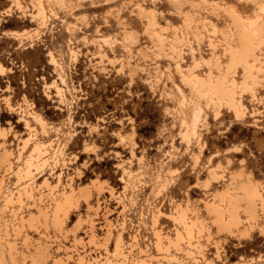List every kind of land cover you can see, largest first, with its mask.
I'll return each mask as SVG.
<instances>
[{
  "label": "rangeland",
  "instance_id": "obj_1",
  "mask_svg": "<svg viewBox=\"0 0 264 264\" xmlns=\"http://www.w3.org/2000/svg\"><path fill=\"white\" fill-rule=\"evenodd\" d=\"M20 1L21 8L0 0V157L6 153L13 161L8 171L0 158L4 264H21L25 257L24 264H264L260 207L241 209V223L232 232L217 227L216 208H209L217 199L245 206L236 202L241 188L247 194L253 186L264 198V70L255 82L242 81L248 69L239 65L228 75L235 78L228 84L235 98L246 107L239 111L225 102L220 108L207 103L203 90L226 72L227 33L236 34L232 25L260 17L264 27V0H41L42 17L39 0ZM260 45L264 60V41ZM56 84L63 88V102ZM193 124L198 135L191 132ZM34 140H54L63 156L52 162L50 149L38 163L47 162L34 166L39 188L32 199L25 196L22 208L16 203L6 209L4 194L25 185L15 171ZM46 177L57 185L56 193L43 186ZM61 191L75 196L68 218L60 213L56 224L52 197ZM178 212L189 217L194 239L174 219ZM119 233L125 255L115 257Z\"/></svg>",
  "mask_w": 264,
  "mask_h": 264
},
{
  "label": "bare ground",
  "instance_id": "obj_2",
  "mask_svg": "<svg viewBox=\"0 0 264 264\" xmlns=\"http://www.w3.org/2000/svg\"><path fill=\"white\" fill-rule=\"evenodd\" d=\"M55 1V0H54ZM58 1V0H57ZM60 1V0H59ZM64 1V0H63ZM13 2H15V5H17L19 8H21L22 7V4H21V1L20 0H13ZM262 2H264V1H262ZM61 3V2H60ZM255 3V2H254ZM12 4H14V3H12ZM50 4V3H49ZM256 4V3H255ZM229 5H231V4H229ZM261 5V4H260ZM16 6V7H17ZM24 6V5H23ZM10 7V6H9ZM139 7V6H138ZM259 7V6H258ZM258 7H256L257 9H258ZM25 8V7H24ZM34 8V7H33ZM141 8V7H140ZM225 8V7H224ZM8 9V8H7ZM143 9H145L144 7H143ZM11 10V9H10ZM140 10V9H139ZM227 10V9H226ZM260 10L261 11H264V5L262 6V7H260ZM6 11V10H5ZM21 11H23V10H21ZM141 11V10H140ZM143 11V10H142ZM256 11V10H255ZM254 11V12H255ZM258 11H259V9H258ZM2 12V11H1ZM33 12V11H32ZM38 16L39 17H42L43 15H44V13H43V5H42V2H41V0H39V9H38ZM5 13H7V12H5ZM35 13V12H34ZM144 13V12H143ZM257 13H259V12H257ZM256 13V14H257ZM29 14V13H28ZM190 14V13H189ZM230 14H232V13H230ZM234 14V13H233ZM255 14V15H256ZM10 15V14H9ZM29 15H31V14H29ZM35 15V14H34ZM36 15V16H37ZM147 15V14H146ZM154 15V14H153ZM193 15V14H192ZM260 15V14H259ZM31 16H33V15H31ZM156 16V15H155ZM190 17H191V15H189ZM238 16V15H237ZM37 18V17H36ZM155 18V17H154ZM184 18V17H183ZM188 18V17H187ZM240 18V17H239ZM33 19V18H32ZM191 19V18H190ZM189 19V20H190ZM260 17H258L256 20H254V21H251V22H247L246 23V21L245 22H243V21H240L239 20V22H237V23H235V25L233 26L232 25V27H233V31H234V33H236L235 35H236V39H235V35L233 36V37H230V34H228L227 33V38H226V45H225V49H224V54L225 55H228L227 57H228V59H229V61L227 62L228 64L226 65V67H225V70L224 71H226L225 72V74L224 75H222L220 78H216L215 80H209L208 81V83H207V85H206V88L204 89L203 88V90H205V97H206V100H207V103H210V104H212V105H217L218 103L220 104L221 102H225V104L226 105H229V106H232V107H234L235 109H237L238 111H239V108L241 109V107H243L242 109H244V108H246V107H244V105H243V102H242V100L241 99H236L235 98V94H234V91L229 87V83L230 84H234V81H235V78L232 76V79L228 76V75H230V74H232V72H233V69H235L238 65L239 66H241L244 70H247L248 69V71H247V73H245V75H244V80H242V81H247V80H249L250 79V81L252 80V81H254L255 82V79H256V77L259 75L258 73H260V71H262V70H264V68L262 69V67H261V64H263L264 62V60H262L261 59V55L258 53V51L259 50H262L261 48H260V44L261 43H263V41H264V27H263V25H262V22H260ZM44 20H45V18H44ZM155 20H157V19H155ZM205 21V20H204ZM207 21V20H206ZM155 22V21H154ZM186 22V21H185ZM189 22V21H188ZM192 22H193V20H192ZM191 21H190V23H192ZM208 22V21H207ZM210 22V21H209ZM206 23V22H205ZM153 26V25H152ZM43 27H44V25H43ZM148 27V26H147ZM151 27V26H150ZM149 27V28H150ZM148 28V29H149ZM36 29V28H35ZM39 29V28H38ZM37 29V30H38ZM178 30V29H177ZM17 31H19V30H17ZM29 31V30H28ZM39 31V30H38ZM166 31V30H165ZM25 32V31H24ZM33 32V31H32ZM149 32V31H148ZM163 32H164V30H163ZM12 33V32H11ZM160 33V32H159ZM9 34V33H8ZM13 34V33H12ZM14 34H15V32H14ZM17 34V33H16ZM22 34V33H21ZM23 34H25V33H23ZM38 34V33H37ZM28 35V34H27ZM31 35V34H30ZM32 36V35H31ZM164 36V35H163ZM154 37V36H153ZM167 37V36H166ZM171 38V37H170ZM32 39V38H31ZM165 39V38H164ZM106 40V39H105ZM166 40V39H165ZM164 40V41H165ZM31 41V40H30ZM171 42V41H170ZM182 42V41H181ZM174 43V42H173ZM175 44V43H174ZM157 46V45H156ZM213 46V45H212ZM193 48V47H192ZM168 49V48H167ZM172 49V48H171ZM171 49H170V51H171ZM173 49H174V47H173ZM176 49V48H175ZM174 49V50H175ZM215 49V48H214ZM259 49V50H258ZM179 50V49H178ZM177 50V51H178ZM181 51V50H180ZM75 52H77V51H75ZM74 52V53H75ZM214 52V51H213ZM216 52V51H215ZM173 53H175V51L173 52ZM178 53V52H177ZM77 54V53H76ZM181 54V53H180ZM178 55V56H181V55ZM213 54V53H212ZM263 55H264V53H262ZM72 55V54H71ZM78 55V54H77ZM216 55H217V53H216ZM202 56V55H201ZM219 56V55H218ZM103 57V56H102ZM212 57V56H211ZM180 58V57H179ZM201 58V57H200ZM216 58V56L214 57V59ZM219 58H220V56H219ZM57 60V59H56ZM78 59L76 58V61H77ZM180 60V59H179ZM212 60V59H211ZM218 60V59H217ZM101 61V60H100ZM181 61V60H180ZM215 61V60H214ZM102 62V61H101ZM220 62V61H219ZM51 63H53V62H51ZM103 63V62H102ZM216 63V62H215ZM198 65V64H197ZM220 65H221V63H220ZM62 66V65H61ZM214 66H219L218 64L217 65H214ZM3 66L0 64V68H2ZM105 68V67H104ZM187 69H189V70H191L190 68H188V67H186ZM185 68V69H186ZM220 68H221V66H220ZM220 68H219V70H220ZM223 68V67H222ZM194 69H196V68H194ZM237 69V68H236ZM242 69V70H243ZM11 69H9V71H10ZM188 70V71H189ZM221 71V70H220ZM0 72H1V70H0ZM212 72V71H211ZM185 73H187V71L185 72ZM220 74H221V72H219ZM224 73V72H223ZM222 73V74H223ZM1 74H2V72H1ZM4 74H5V72H4ZM213 74V73H212ZM243 74H244V72H243ZM188 75V74H187ZM192 75V74H191ZM194 75H196V74H194ZM208 74H206V78L208 77L207 76ZM214 75V74H213ZM217 75V74H216ZM190 76V75H189ZM198 77H199V75H197ZM215 76V75H214ZM219 76V75H218ZM188 77V76H187ZM194 77V79H196V76H193ZM202 77V76H201ZM212 77V76H211ZM213 78V77H212ZM243 78V77H242ZM214 79V78H213ZM61 80L62 81H64V78H63V76L61 75ZM189 81H191V80H189ZM187 82H188V80H187ZM197 82H199V81H197ZM196 82V83H197ZM237 82V81H236ZM189 84V83H188ZM199 85H200V83H198ZM197 84V85H198ZM252 84V83H251ZM190 85H191V83H190ZM198 85V86H199ZM238 85V84H237ZM253 85H255L254 83H253ZM192 86V85H191ZM191 86H189V87H191ZM244 86H246V85H244ZM252 87V86H251ZM192 88H194V87H192ZM202 88V87H201ZM253 88H254V86H253ZM197 89V88H196ZM200 89V88H199ZM236 90H237V87H236ZM247 90H249V89H247ZM56 91H57V95H58V97H60V100L63 102V101H65V97H64V93H63V88H61L60 86H57V84H56ZM196 91V90H195ZM241 91V90H240ZM201 92V91H200ZM251 92V91H250ZM253 92V91H252ZM251 92V93H252ZM198 93V92H197ZM196 93V94H197ZM235 93H236V91H235ZM56 95V94H55ZM198 95V94H197ZM254 95V93L252 94V96ZM199 96V95H198ZM203 96V95H202ZM181 97H182V95H181ZM186 97V96H185ZM240 97V96H239ZM255 97V96H254ZM199 98V97H198ZM200 99V98H199ZM255 99V98H254ZM68 100V99H67ZM183 100V99H182ZM9 102V101H8ZM8 104V103H7ZM184 104V103H183ZM217 105L216 107H218V108H220L219 106H221V105ZM222 104V103H221ZM211 105V106H212ZM223 105V104H222ZM225 105V106H226ZM11 107V106H10ZM12 108V107H11ZM230 108V107H229ZM197 109V108H196ZM214 109H217V108H214ZM219 110V109H218ZM32 111V110H31ZM199 111V110H198ZM201 111V110H200ZM215 111V110H214ZM235 111V110H234ZM30 112V111H29ZM243 112V111H242ZM200 113V112H199ZM235 113H237V111L235 112ZM244 113V112H243ZM221 113H219V115H220ZM29 115H30V113H29ZM38 115V114H37ZM36 115V113H35V110H34V113H32V115H31V117H33V119L36 121V120H38V116ZM198 115V113H196V116ZM194 116V115H193ZM196 116H194V117H196ZM237 118H238V116H237ZM197 119V118H196ZM183 121H184V119H183ZM193 121V120H192ZM197 121V120H196ZM196 121H193V122H196ZM26 123H27V125H29V122L28 121H26ZM45 125H46V123H44ZM41 125V124H40ZM50 125V124H49ZM30 127V126H29ZM45 127V126H44ZM196 127H197V125L196 124H193V126H192V128H191V132L193 133V134H195V135H198V132H197V130H196ZM58 129V128H57ZM44 130V129H43ZM47 130V129H46ZM94 130V129H93ZM31 131V130H30ZM29 131V132H30ZM42 131V130H41ZM57 131H59V129L57 130ZM189 131L190 130H188L187 132L189 133ZM45 132V134L47 135V132L46 131H44ZM61 132V131H60ZM74 132V131H73ZM187 132H186V134H187ZM58 133V132H57ZM62 133V132H61ZM70 133V132H69ZM72 134H74V133H72ZM69 135V134H68ZM71 135V134H70ZM186 138H189V136L188 137H186ZM23 139V142H22V146H20V155L19 156H21V154H22V151L26 148V146L27 145H29V142H30V140H31V137H28V138H22ZM59 140V139H58ZM70 139H68V141H69ZM67 143V142H66ZM58 144H59V142H58ZM57 144V145H58ZM93 145V144H92ZM67 146V145H66ZM240 147V146H239ZM61 147H55L54 146V140H51V141H49V142H44V141H37V140H34V143H33V150H32V152L27 156V158L25 159V161H24V163L22 164V165H18V169L15 171L14 169H13V171H15V174H16V176H17V179H18V181H20V180H25L24 182H23V185L24 186H21V187H19V186H17V189H16V191H14V190H10L9 189V192L8 193H6V194H4V192H3V194H4V206H6V209L8 208V207H10L11 208V206H13L14 204H16V203H18L19 205V208L21 207L22 208V206L24 205V203H25V199H26V197L27 196H30L31 194H32V191L33 190H35L36 191V189H38L39 187H36L37 186V184L36 185H34L35 184V177H34V175H33V171L35 170L34 169V166H42L44 163H46L47 162V159L46 160H44L42 163H38L39 161H40V159L42 160L43 159V156L46 154V153H48L49 152V150L50 149H53L54 150V152H52L53 154L52 155H50V158H51V160H52V162L55 160V161H57L58 162V159L61 157V155L63 156V150H62V148L60 149ZM237 148V147H236ZM235 148V149H236ZM91 150H93L92 148H90ZM238 150V149H237ZM89 151V150H88ZM91 152V151H90ZM3 153V152H2ZM6 153H4V156L2 155V157H0V158H2L3 159V157H5V159H4V161L2 160V162H3V164L5 163V160H6V164H7V167H8V171H9V169H11L13 166H12V162H11V160H9L7 157H6V155H5ZM73 154V153H72ZM7 155H9V154H7ZM11 156V155H10ZM9 156V157H10ZM66 156V155H65ZM45 157V156H44ZM71 157V156H70ZM77 158V157H76ZM19 159V158H18ZM1 160V159H0ZM70 160V159H69ZM18 161V160H17ZM60 161V160H59ZM1 162V163H2ZM49 162H51V161H49ZM65 161H63L62 163H64ZM71 163V162H70ZM54 164H56V163H54ZM67 164V163H66ZM62 165V164H61ZM7 170V169H6ZM43 171V170H42ZM41 172V171H40ZM240 172V171H239ZM80 173V172H79ZM59 175V174H58ZM61 175V174H60ZM58 177V176H57ZM236 177V176H235ZM238 177V176H237ZM240 177V176H239ZM121 178H123V177H121ZM231 178H233V177H231ZM247 178V177H246ZM237 179V178H236ZM245 179V178H244ZM249 179V178H248ZM59 180H60V177H59ZM94 180V179H93ZM209 180H211V178L209 179ZM234 180V182H235V179H233ZM95 181V180H94ZM106 181V180H105ZM123 181V180H122ZM237 181V180H236ZM243 182H245L244 180H242ZM250 181H252L251 179H250ZM0 182H1V180H0ZM59 182V181H58ZM91 182H93V181H91ZM90 182V183H91ZM239 182V181H238ZM248 182H249V180H248ZM18 183V182H17ZM241 183V182H240ZM247 183V182H246ZM250 183V182H249ZM252 183V182H251ZM2 184H4V182H3V180H2ZM1 183H0V193H1V185H2ZM101 184H104V182L103 183H101ZM233 184V183H232ZM235 184V183H234ZM238 184V183H237ZM259 184V183H258ZM20 185H22V184H20ZM88 185V184H87ZM241 185V184H240ZM239 185V186H240ZM246 185H248V183L246 184ZM43 186L46 188H49L50 190L49 191H53L54 190V188H56L57 187V185H53V186H51V182H50V179L49 178H45L44 179V181H43ZM70 186V185H69ZM68 186V187H69ZM73 186V185H72ZM235 186H236V184H235ZM261 186V185H260ZM3 187V186H2ZM36 187V189H34ZM74 187V186H73ZM241 187V186H240ZM245 187V186H244ZM248 187V186H247ZM250 187V186H249ZM262 187V186H261ZM260 187V188H261ZM40 188H41V186H40ZM71 188V187H70ZM237 188V187H236ZM259 188V189H260ZM41 189H43V188H41ZM40 189V190H41ZM69 189V188H68ZM80 189V188H79ZM82 189V188H81ZM244 189V188H243ZM243 189L241 188V191L240 190H237V191H240L241 193H239L240 194V196L239 197H237L238 199H236V202H237V200H239V204H241L240 202H244L245 203V208H243V206L242 205H239L238 207H234V204H233V200H230L229 198V201H227V202H225L224 201V203H223V201L222 202H220V201H218V199H217V201L218 202H220V203H217V201L216 202H213V204L211 205V207H210V205H209V208L211 209L212 207H214V208H216V211H217V227H218V225L220 226V230H222L223 228H224V230L225 229H227V230H230L231 228H232V230H233V227L234 226H237L236 224L237 223H241L240 221L238 222V219L240 218V211H241V209H243L242 211L243 212H246L247 210H252V208L253 207H256V206H259L260 207V211L261 212H263L264 213V198H263V196H262V194H254V193H256L255 192V190L253 189V186L251 187V188H249L248 189V193L246 194V192L245 191H243ZM63 190H65V188L63 189ZM77 189L75 188V191H76ZM88 190V189H87ZM48 191V190H47ZM55 191V190H54ZM69 191V190H68ZM84 191V190H83ZM236 191V190H235ZM39 192V191H38ZM41 192V191H40ZM39 192V193H40ZM72 192V191H71ZM82 192V191H81ZM88 192V191H87ZM86 192V193H87ZM126 192V191H125ZM225 192V191H224ZM39 193H37L38 195H39ZM44 193V192H43ZM50 193V192H49ZM52 193V192H51ZM55 193H56V191H55ZM54 193V198L52 197V199L55 201V205H54V209L52 210V214H51V216H52V218L54 219V222L56 221H59L61 218H60V213H63L62 215H63V217H65L66 219L68 218V213H69V209H71V207H70V205H71V203H72V199L74 198V196H73V198H72V194H70L69 195V193L68 192H66V191H61V192H59V193H57V194H55ZM68 193V194H67ZM77 193V192H76ZM89 193V192H88ZM87 193V194H88ZM215 193V192H214ZM223 193V192H222ZM228 193H229V190H228ZM36 194V193H35ZM46 194V193H45ZM81 194V193H80ZM221 194V193H220ZM225 194H227V193H225ZM237 194H238V192H237ZM50 195V194H49ZM48 195V197L50 198L51 196H49ZM222 195V194H221ZM220 195V196H221ZM253 195H255L256 197L254 198V196ZM26 196V197H25ZM34 196V195H33ZM82 195H80V197H81ZM230 195H228V197H229ZM236 196V195H235ZM25 197V198H24ZM31 197V196H30ZM35 197H36V195H35ZM86 197V196H85ZM89 197V196H88ZM224 197V196H223ZM83 198V197H82ZM212 198H213V195H212ZM231 198V197H230ZM236 198V197H235ZM30 200L32 199V197L31 198H29ZM86 199H87V197H86ZM35 200V199H34ZM38 200V199H37ZM74 200V199H73ZM212 200V199H211ZM39 201V200H38ZM43 201V200H42ZM76 201V200H75ZM211 202V201H210ZM37 203V202H36ZM39 203V202H38ZM189 203V202H188ZM40 204V203H39ZM205 204V203H204ZM50 205V204H49ZM72 205H73V203H72ZM181 205V204H180ZM176 206V205H175ZM178 206V205H177ZM183 206V205H182ZM189 206V205H188ZM205 206H206V204H205ZM51 207H52V205H51ZM75 207V206H74ZM99 206H97V208H98ZM180 206H178V207H176L177 209L179 208ZM186 207H187V205H186ZM190 207V206H189ZM207 207V206H206ZM5 208V207H4ZM12 208H14V207H12ZM12 208H11V210H12ZM53 208V207H52ZM181 208V207H180ZM179 208V209H180ZM188 208V207H187ZM207 209V210H210V209ZM43 209V208H42ZM50 209V208H49ZM178 209V210H179ZM182 209V208H181ZM184 210L186 209V208H183ZM256 209V208H255ZM258 209V208H257ZM2 210V209H1ZM38 210H40L41 212L43 211V210H41L40 209V207L38 208ZM45 210V209H44ZM215 210V209H214ZM4 211V210H3ZM14 211V210H13ZM16 211H18L17 209H16ZM47 211V210H46ZM45 211V212H46ZM49 211V210H48ZM182 211V210H181ZM188 211V210H187ZM187 211H185V212H187ZM212 211H213V208H212ZM212 211H208V212H212ZM15 212V211H14ZM14 212H12L13 214H14V217H15V219L17 218V213H14ZM155 212V214H160V209H157L156 211H154ZM176 212H177V210H176ZM248 212V211H247ZM257 212V211H256ZM259 212V211H258ZM42 213H44V211L42 212ZM48 213V212H47ZM180 212H178V214L176 215V216H174V219L176 220V221H178V223L179 224H181L182 225V227H184V229H186V231H187V234H188V236L190 237V240L191 239H194L195 237H194V235H193V232H192V227L190 226V222H188V218H187V216L183 213V214H179ZM193 213H196V212H193ZM212 213H214V212H212ZM253 214H254V212H252ZM49 214V213H48ZM258 214V213H257ZM260 214V213H259ZM44 215V214H43ZM162 215V214H161ZM188 215V214H187ZM200 214L198 213V216H199ZM256 215V214H255ZM34 216V215H33ZM154 216H156V215H154ZM173 216V215H172ZM197 216V215H196ZM215 216V215H214ZM213 216V217H214ZM260 216V215H259ZM0 217H2V216H0ZM31 217H32V215H31ZM35 217V216H34ZM34 217H33V219H34ZM37 217V216H36ZM48 217H49V215H48ZM159 217V216H158ZM215 217V218H216ZM249 217V216H248ZM3 219H4V216L2 217ZM46 218V217H45ZM52 218H50V219H52ZM194 218H196V217H194ZM198 218V221L200 220V218L199 217H197ZM197 218H196V221H197ZM254 218H255V216H254ZM21 219H22V216H21ZM23 219H24V217H23ZM30 219V218H29ZM158 219V218H157ZM192 219V218H191ZM249 219H251V218H249ZM253 219V218H252ZM20 220V219H19ZM31 220H32V218H31ZM47 220V219H46ZM255 220V219H254ZM257 220V219H256ZM2 221V220H1ZM4 221H6V219L4 220ZM20 221H22V220H20ZM24 221V220H23ZM22 221V222H23ZM28 221H30V220H28ZM52 221V220H51ZM62 221V220H61ZM92 221V220H91ZM197 221V222H198ZM213 221V220H212ZM242 221V220H241ZM252 221V220H251ZM258 221V220H257ZM111 222V221H110ZM199 222H201V221H199ZM216 222H214V224L216 223ZM249 222V221H248ZM255 222V221H254ZM3 223H5V222H3ZM175 223H177V222H175ZM177 223V224H178ZM203 223V222H202ZM250 223V222H249ZM248 223V224H249ZM6 224V223H5ZM56 224H58V222L56 223ZM62 224H64V223H62ZM7 225V224H6ZM5 225V226H6ZM91 225H93V223L91 224ZM194 225V224H193ZM250 225V224H249ZM253 225V224H252ZM262 225V224H261ZM19 226V225H18ZM20 226H21V224H20ZM22 226H24V224L22 225ZM21 226V227H22ZM58 226V225H57ZM109 226H111V223L109 224ZM20 227V228H21ZM53 227H55L54 226V224H53ZM194 227H196V226H194ZM202 227V226H201ZM208 227V226H207ZM238 227V226H237ZM7 228V227H6ZM6 228H5V231H6ZM16 228H19V227H16ZM60 228V227H59ZM181 228V227H180ZM58 229V228H57ZM155 229V228H154ZM203 229V228H202ZM205 229V228H204ZM17 230V229H16ZM158 230H160V229H158ZM241 230V229H240ZM18 231V230H17ZM60 231V230H59ZM111 232V230H108V232ZM235 231V230H234ZM233 231V232H234ZM7 232H8V229H7ZM6 232V234H9V232L7 233ZM19 232V231H18ZM109 232V233H110ZM178 230H177V234H178ZM181 232V231H180ZM209 232V231H208ZM218 232V231H217ZM230 232H232L231 230H230ZM229 232V233H230ZM161 233V232H160ZM242 233V232H241ZM162 234V233H161ZM194 234H196V233H194ZM210 232H209V236H210ZM245 234V233H244ZM1 235V234H0ZM111 235V234H110ZM163 235V234H162ZM167 235V234H166ZM207 235V234H206ZM243 235V234H242ZM241 235V236H242ZM118 236V243H117V245H116V251H115V253H114V255H115V257L117 256H124L125 255V253H124V251H123V238H122V234L121 233H119V235H117ZM168 236V235H167ZM167 236H165L164 235V237H167ZM178 236L179 237H181L180 236V234H178ZM178 236H177V239H180V238H178ZM239 236V235H238ZM3 237V236H2ZM110 237V236H109ZM136 237V236H135ZM170 237V236H169ZM207 237V236H206ZM249 237V236H248ZM1 238V237H0ZM168 238V237H167ZM208 239H209V237H207ZM3 240H4V238H2ZM1 239V240H2ZM169 239H171V238H169ZM177 239L175 240V241H177ZM187 239V238H186ZM137 240H138V238H137ZM198 240H200V239H198ZM108 241H109V239H108ZM162 241V240H161ZM180 241V240H179ZM187 241V240H186ZM193 241V240H192ZM197 241V240H196ZM116 242V241H115ZM135 242H136V240H135ZM134 242V243H135ZM158 242V241H157ZM178 242V241H177ZM190 242V241H189ZM201 241H199V243H200ZM8 243V242H7ZM15 243V242H14ZM13 243V244H14ZM106 243V242H105ZM132 243V242H131ZM172 243H174V242H172ZM180 243V242H179ZM183 243V242H182ZM192 243V242H191ZM220 243V242H219ZM10 244V243H9ZM9 244H7V245H9ZM13 244H10V246L11 245H13ZM162 244H163V242H162ZM177 244V243H176ZM198 244V243H197ZM15 246H16V244H14ZM13 245V246H14ZM184 245V244H183ZM217 245V244H216ZM9 246V247H10ZM135 246H137V245H135ZM177 246V245H176ZM187 246V245H186ZM198 246V245H197ZM196 246V247H197ZM12 247V246H11ZM134 247V244H131L130 245V249L128 250V252L130 253L133 249ZM188 247V246H187ZM194 247V246H193ZM199 247H200V245H199ZM202 247H204V246H202ZM175 248V247H174ZM186 248V247H185ZM15 249H17L16 247H15ZM115 249V248H114ZM177 249H179L178 247H177ZM189 249H191V248H189ZM188 249V250H189ZM194 249H196V248H194ZM175 250V249H174ZM182 250V249H181ZM180 250V251H181ZM198 250V249H197ZM9 251H10V254L11 255H13L14 254V256H15V254L16 253H13L12 254V250H11V248H9ZM141 252H143L142 251V249L140 250ZM168 251H169V249H168ZM177 251V250H176ZM180 251H178V252H180ZM194 251H196V250H194ZM199 251V250H198ZM217 251H219V250H217ZM18 252V251H17ZM109 252V251H108ZM201 252H203V251H201ZM168 253H170V252H168ZM184 253V252H183ZM190 253V252H189ZM194 253H197V252H194ZM112 254V253H111ZM172 254V253H171ZM187 254H188V252H187ZM186 254V255H187ZM192 254V253H191ZM190 254V255H191ZM113 255V256H114ZM128 254H126V256H127ZM166 255V254H165ZM192 255H194V254H192ZM218 255V254H217ZM13 256V257H14ZM168 256V255H167ZM201 256V255H200ZM12 257V256H11ZM24 257V256H23ZM121 257H120V260H121ZM163 257V256H162ZM15 258V257H14ZM13 258V259H14ZM125 258H127V257H125ZM161 258V257H160ZM164 258V257H163ZM25 259H26V257H25ZM25 259L23 260V262L25 263ZM179 259V258H178ZM204 259V258H203ZM115 260V259H114ZM117 260V259H116ZM115 260V261H116ZM176 260V259H175ZM15 261V260H14ZM106 261V260H105ZM112 261V260H111ZM143 261V260H142ZM150 260H148V262H149ZM171 261V260H170ZM177 261H179V260H177ZM194 261V260H193ZM34 262V261H33ZM106 262H108V260L106 261ZM113 262V261H112ZM118 262V261H117ZM122 262V261H121ZM121 262H120V264H121ZM153 262V261H152ZM181 262V261H180ZM194 262H196V261H194ZM201 262V261H200ZM206 262V261H205ZM204 262V263H205ZM213 262V261H212ZM24 263H21V264H24ZM119 263V262H118ZM141 263V262H140ZM144 263V262H143ZM145 263H147L146 261H145ZM144 263V264H145ZM150 263V262H149ZM162 263V262H161ZM0 264H4V261L2 260V259H0ZM109 264V263H108ZM111 264V263H110ZM165 264V263H164ZM182 264V263H181ZM196 264V263H195ZM198 264H200V263H198Z\"/></svg>",
  "mask_w": 264,
  "mask_h": 264
}]
</instances>
